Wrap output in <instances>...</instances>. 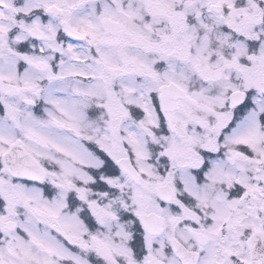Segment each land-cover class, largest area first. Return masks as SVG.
Instances as JSON below:
<instances>
[{"label":"snow or ice","instance_id":"obj_1","mask_svg":"<svg viewBox=\"0 0 264 264\" xmlns=\"http://www.w3.org/2000/svg\"><path fill=\"white\" fill-rule=\"evenodd\" d=\"M0 264H264V0H0Z\"/></svg>","mask_w":264,"mask_h":264}]
</instances>
